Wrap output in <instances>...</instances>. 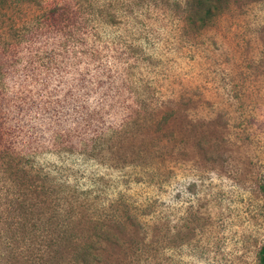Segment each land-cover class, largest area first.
Masks as SVG:
<instances>
[{"label": "rangeland", "instance_id": "obj_1", "mask_svg": "<svg viewBox=\"0 0 264 264\" xmlns=\"http://www.w3.org/2000/svg\"><path fill=\"white\" fill-rule=\"evenodd\" d=\"M192 2L0 5V264H260L264 0Z\"/></svg>", "mask_w": 264, "mask_h": 264}, {"label": "trees", "instance_id": "obj_2", "mask_svg": "<svg viewBox=\"0 0 264 264\" xmlns=\"http://www.w3.org/2000/svg\"><path fill=\"white\" fill-rule=\"evenodd\" d=\"M5 1L7 0H0V5H2ZM223 1H228V0H193L194 8L195 10L203 12V15L200 17V26L203 27L206 26V22L208 19H211L212 13L214 9L219 8L218 6L223 2ZM39 186V185H38ZM262 191L264 192V185L261 187ZM25 207V205L23 206ZM36 228V227H35ZM37 230V228H36ZM35 232V231H32ZM51 245L53 243H56L57 241H54L53 239L51 240ZM86 253H90L91 250H94V245L93 246H86L85 247ZM89 258H85V260H88ZM260 264H264V246L260 251Z\"/></svg>", "mask_w": 264, "mask_h": 264}]
</instances>
